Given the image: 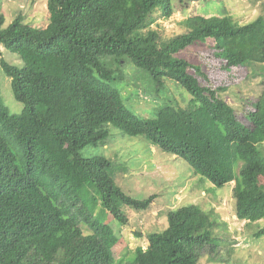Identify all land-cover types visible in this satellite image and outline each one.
Returning a JSON list of instances; mask_svg holds the SVG:
<instances>
[{
    "label": "trees",
    "instance_id": "1",
    "mask_svg": "<svg viewBox=\"0 0 264 264\" xmlns=\"http://www.w3.org/2000/svg\"><path fill=\"white\" fill-rule=\"evenodd\" d=\"M192 1L179 0L186 16L169 39L150 23L157 10L171 17L174 0H47L46 27L22 13L6 25L0 13V64L23 103L13 113L0 98V264H112L120 237L102 213L93 218L97 207L127 224L124 205L146 210L158 195L126 192L116 181L128 169L124 162L82 155L86 146L105 144L110 125L183 157L201 181L232 183L234 212L245 226L264 219V69L261 80L253 72V59L264 65V16L245 24L230 15L189 16ZM204 45L225 71L242 66L243 81L259 80L246 122L223 96L229 78L215 84L201 63L178 56ZM127 58L157 90L166 78L179 82L192 94L189 104L166 105L153 117L133 112L112 85ZM89 183L100 197L84 191ZM218 226L197 203L170 209L166 227L146 233L148 246L124 264H202L204 252L218 260ZM254 233L264 235V226Z\"/></svg>",
    "mask_w": 264,
    "mask_h": 264
},
{
    "label": "rangeland",
    "instance_id": "2",
    "mask_svg": "<svg viewBox=\"0 0 264 264\" xmlns=\"http://www.w3.org/2000/svg\"><path fill=\"white\" fill-rule=\"evenodd\" d=\"M46 2L47 0H0V13L6 16V25L22 13L25 22L36 27H46L49 16ZM174 5L176 10L171 17L165 18L157 10L155 20L150 23L165 39L181 33L179 25L186 16L182 13L183 7L179 0H174ZM187 13L189 16L230 15L236 23L245 24L258 16H264V0H195L190 2ZM211 51L213 50L208 45L197 46L178 56L201 63L203 71L208 73L215 84L225 85L229 78V87L223 96L236 107L240 120L246 122L244 117L253 108L261 90L259 80L255 78L251 82L243 81L248 73L242 66L225 71L222 62L209 56ZM4 56L17 65L23 64L17 53L6 51ZM253 60V72L259 74L261 80L264 65L256 58ZM120 74L123 77L115 78L112 85L120 90L127 107L142 117H153L169 104L186 106L192 99V94L171 78H166L164 87L157 90L152 76L138 68L129 58L120 65ZM0 98L9 112H20L23 109V103L15 98L11 79L5 74L1 64ZM109 128L110 136L105 144L86 146L80 150L82 155L103 154L124 162L128 169L120 173L116 181L126 192L138 198L154 193L158 195L146 210L124 205L123 211L129 218L127 224L119 222L107 210H103L102 205L97 207L93 218L102 213V221L111 224L120 237L113 247L112 264H124L133 260L137 247L146 248L149 244L146 233L166 227L168 210L190 203H197L203 209L213 212L219 224L216 232L222 238L212 241L219 243V259L210 261L209 254L204 252L200 263L264 264V235L255 236L254 233L257 228L264 226V219L250 226H245L244 221L238 220L234 212L232 183L218 187L209 180L201 181L183 157L161 150L144 136H129L113 125ZM262 149L264 150V144ZM260 154L264 156L261 151ZM84 191L88 195L100 197L93 183L87 184ZM136 232L144 234L137 236Z\"/></svg>",
    "mask_w": 264,
    "mask_h": 264
}]
</instances>
